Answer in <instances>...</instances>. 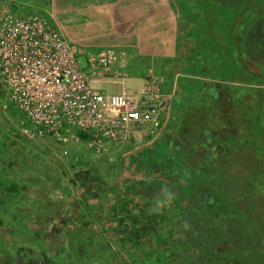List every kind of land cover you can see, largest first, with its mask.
<instances>
[{
	"label": "rangeland",
	"instance_id": "rangeland-1",
	"mask_svg": "<svg viewBox=\"0 0 264 264\" xmlns=\"http://www.w3.org/2000/svg\"><path fill=\"white\" fill-rule=\"evenodd\" d=\"M220 2H226V7L221 6ZM180 3L187 17V12L193 6L212 11L211 15L208 13L207 17L198 18V23L191 26V29L195 27V31L189 37L194 49L192 53L198 54L193 56L199 59L195 63V70L201 76V94L205 93L204 86L221 81L227 86L228 92L219 88L220 92L230 95V66L234 62L230 59V23L224 20L226 17L228 21L230 19L227 9L230 0H180ZM197 84L196 81L179 79L178 89L181 91L186 88L187 91L188 88L191 92ZM129 85L127 90L131 91L134 83L129 82ZM135 86L140 89L141 81H136ZM93 88L104 91L94 84ZM2 92L0 87V105L4 108L0 113V195L6 198H0V218L4 220L0 228V254L23 258L25 263L34 260L47 264H157L163 253L159 244L169 238V233L179 220L176 201L126 195L123 193L125 188L121 176H118L114 185H118L117 192L123 191L122 197L118 195L116 198L111 193H105L96 200L86 199L82 186L83 175L90 171L93 176L113 183L115 170L111 165L116 164L114 168L120 175L124 171L130 174L126 172V167L120 165L122 159L132 157L130 153L125 150L119 156L114 153L97 156L84 145H72L68 147L69 155L65 157L64 148L52 141L47 142L48 147H41L25 139L17 140L19 137L16 133H20L26 118ZM215 104L218 106L219 102H203L200 96L191 97L188 94V97L176 100L173 110H178L177 114H182L181 119L187 122L195 115L200 117L204 114V110L197 109ZM210 111L215 115L219 113L216 106ZM193 124L200 128L203 122ZM187 126L190 132L192 127L189 123ZM232 145L235 144L230 147ZM163 148L160 144V154L167 153V148ZM12 160L21 163V172L15 173L13 163L11 168L8 167L7 161ZM35 161L36 169L33 168ZM42 161L44 165L40 168L38 164ZM33 169L35 172H31ZM217 169H220L219 179L223 180L224 185H230V182L239 184L241 180L251 179L254 173L249 155L243 152L231 159H221ZM14 174L16 182L19 178L14 183L20 185L18 193L7 190ZM183 179L187 182L188 176L184 175ZM25 180L29 182L24 183ZM240 186H244V190H252L248 188L250 184ZM37 190L44 195L40 197L39 192H35ZM29 200H42L44 206L33 204L29 207ZM246 200L248 202L241 206V214L236 213L233 220L237 233L231 237L216 233L212 237L213 247L221 252V247L225 248L231 242L232 247H227L225 252V259L231 264H264V246H256L258 239L264 236V202L260 198ZM227 202L230 203V199ZM253 222L257 225L255 232L251 229ZM248 236L250 239L246 238ZM174 251L177 255L181 253L179 249Z\"/></svg>",
	"mask_w": 264,
	"mask_h": 264
},
{
	"label": "built area",
	"instance_id": "built-area-1",
	"mask_svg": "<svg viewBox=\"0 0 264 264\" xmlns=\"http://www.w3.org/2000/svg\"><path fill=\"white\" fill-rule=\"evenodd\" d=\"M128 62L125 51L92 52L74 43L48 13L0 10L2 95L25 116L22 133L29 141H52L65 157L72 145L105 156L160 137L173 95L155 76H146L139 92L93 88L105 79L123 84ZM80 134L91 138L85 142Z\"/></svg>",
	"mask_w": 264,
	"mask_h": 264
},
{
	"label": "flooded vegetation",
	"instance_id": "flooded-vegetation-1",
	"mask_svg": "<svg viewBox=\"0 0 264 264\" xmlns=\"http://www.w3.org/2000/svg\"><path fill=\"white\" fill-rule=\"evenodd\" d=\"M211 85L204 86L205 93L201 94L200 99L203 102L211 101L213 104L215 100L219 102L218 106L215 104L209 108L205 106L197 109L204 110L202 111L204 114L200 117L195 115L187 122L184 118L181 119L182 114L178 115L171 130H163L152 145L144 147L150 150L146 157L138 158V154L132 156L135 159L134 163L139 162L135 168L126 170L131 173L130 178L125 177V171L120 175L123 177L121 182L123 188L134 189L131 195L151 200L162 198L176 201L179 220L169 233L165 246L179 264H231V261L225 259V252L227 247H232V243L225 248L221 247L220 252L213 247L212 237L216 233L230 237L237 233V226L233 220L236 213L241 214V206L248 202L246 199L260 198L264 202L263 127L254 119L250 120L249 125L237 129L231 127L230 95L223 93L228 92L227 86L221 81ZM219 88L224 91L220 92ZM215 106L217 110L219 109L217 116L210 111ZM192 122L196 124L203 122V125L199 128ZM188 123L192 127L190 132ZM236 135H240L238 136L240 142L237 144L234 142ZM159 142L167 148V153L160 155V151L155 150L156 143ZM231 144L235 145L230 147ZM240 152L249 155L254 173L251 179L241 180L239 184L230 182V185H224L223 180L219 179L220 169L216 170L218 162L228 157L231 159ZM184 175L188 176L187 182L183 179ZM240 184H250L248 188L252 190H244V186ZM0 198L6 199L2 195ZM229 199L230 203L227 202ZM255 224L253 222L252 232L257 229ZM246 238L250 239V236ZM258 240L256 246H264V236ZM175 249H179L181 253L175 254ZM0 264L47 263L34 260L25 263L23 258L1 253Z\"/></svg>",
	"mask_w": 264,
	"mask_h": 264
},
{
	"label": "crops",
	"instance_id": "crops-1",
	"mask_svg": "<svg viewBox=\"0 0 264 264\" xmlns=\"http://www.w3.org/2000/svg\"><path fill=\"white\" fill-rule=\"evenodd\" d=\"M0 10L21 16L37 12L48 13L63 28L71 41L89 51L101 52L109 49L125 51L129 55V62L125 70L127 78L124 83L113 84L109 79H105L94 85L104 92L114 94L127 90L129 82H133L131 91L139 92L143 79L148 75L155 76L163 91L173 95L166 117L165 131L171 130L174 120L178 117V110H173L176 100L188 97L186 88L179 91L178 80L201 82L200 77L185 73V70H193L199 59L192 53L194 49L189 39L192 25L184 14L180 0H0ZM188 25L189 28H187ZM138 80L141 81L140 89H136L135 86ZM207 81L211 83L209 79ZM221 83L224 85L223 82ZM183 109L185 110V107ZM2 111L4 108L2 109L0 105V113ZM27 127L26 120L20 133H16L19 137L17 140H28L22 133ZM29 143L34 144L31 141ZM160 143H156V151H160ZM38 144L41 147H48L47 143ZM14 146L16 147L15 144ZM137 148L140 151H137ZM137 148L124 149L119 152L112 150L111 153L119 156L127 150L130 156L138 154L139 158L143 155L146 157L150 152L144 147ZM51 151L56 150L51 149ZM151 153L153 156V152ZM134 162L133 157H126L121 160L120 165L122 168H135L139 161ZM12 163L15 165L13 168L15 173L21 172L19 168L21 163L17 160L7 161L9 168L13 166ZM36 164L35 161L33 164L35 169ZM43 165L42 161L38 167L41 168ZM48 165L52 169L51 164ZM125 175L131 176V173H125ZM12 177L10 176L11 184L8 191L19 181L17 178L16 182L15 174ZM35 178L37 180L36 176ZM36 182L39 183V181ZM35 192H39L40 197L44 195L42 191ZM32 193L31 197H33Z\"/></svg>",
	"mask_w": 264,
	"mask_h": 264
},
{
	"label": "trees",
	"instance_id": "trees-1",
	"mask_svg": "<svg viewBox=\"0 0 264 264\" xmlns=\"http://www.w3.org/2000/svg\"><path fill=\"white\" fill-rule=\"evenodd\" d=\"M220 5L225 6L226 2H220ZM227 9L230 12V19L228 21L226 17L224 20L230 23V59L234 62L230 66V126L237 129L240 126L249 125L250 120L254 119L259 126L263 127L264 133V0H230V6ZM211 12L204 7L198 9L193 6L187 12V18L191 25L195 26L200 16L207 17V14L211 15ZM194 31L195 27L189 33L190 36ZM185 73L201 77L195 68L185 70ZM196 82L199 85H195L196 87L194 86L191 92L187 88V94H190L191 97L201 96L202 85L200 82ZM248 100L251 103L247 102ZM80 135L85 142L91 138L90 134ZM238 136L240 135L234 137L236 144L240 142ZM262 136L264 137V135ZM115 166L116 164L111 165V168L115 170L113 183L107 182L100 176H93L90 171L83 175L82 186L85 189L84 197L86 199L96 200L105 193H111L116 198L122 195V192L116 191L118 185H114L120 176V172H117ZM124 190L123 193L126 195H131L134 192L132 187ZM10 192L18 193L19 187L12 185ZM85 201L87 202V200ZM28 204L29 207L33 204L44 206L42 200H29ZM41 207L39 209H42ZM3 224L4 220L0 218V228ZM165 244V242L159 244L163 253L161 259L156 262L157 264H175L176 262L169 254Z\"/></svg>",
	"mask_w": 264,
	"mask_h": 264
}]
</instances>
